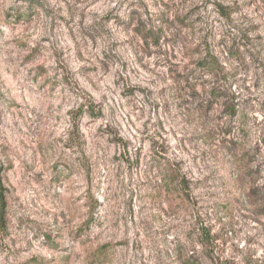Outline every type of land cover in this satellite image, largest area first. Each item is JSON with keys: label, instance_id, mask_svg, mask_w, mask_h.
Here are the masks:
<instances>
[{"label": "rangeland", "instance_id": "rangeland-1", "mask_svg": "<svg viewBox=\"0 0 264 264\" xmlns=\"http://www.w3.org/2000/svg\"><path fill=\"white\" fill-rule=\"evenodd\" d=\"M0 182V264H264V0H0Z\"/></svg>", "mask_w": 264, "mask_h": 264}, {"label": "trees", "instance_id": "trees-1", "mask_svg": "<svg viewBox=\"0 0 264 264\" xmlns=\"http://www.w3.org/2000/svg\"><path fill=\"white\" fill-rule=\"evenodd\" d=\"M202 66L204 68H207L208 70L212 71L214 70V66L216 64L214 61L207 60V59H202ZM174 190V189H173ZM5 191L3 188L2 183L0 182V234L5 233L6 231V198H5Z\"/></svg>", "mask_w": 264, "mask_h": 264}]
</instances>
